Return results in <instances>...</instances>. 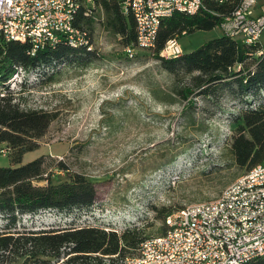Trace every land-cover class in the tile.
<instances>
[{
    "label": "rangeland",
    "instance_id": "1",
    "mask_svg": "<svg viewBox=\"0 0 264 264\" xmlns=\"http://www.w3.org/2000/svg\"><path fill=\"white\" fill-rule=\"evenodd\" d=\"M89 18L92 53L61 61L42 77L38 70L18 69L0 91H10L23 108L55 114L21 163L43 158V177L52 183L82 174L94 185L96 202L86 210L20 214L17 226L96 225L118 232L138 226L151 235L162 225L160 207L173 212L213 200L242 175L228 147L229 122L240 103L220 90L182 101L171 93V76L158 67L152 51L136 49L128 58L118 36L104 28L96 4ZM221 34L218 25L195 30L180 36L178 44L188 52ZM260 42L264 45V34ZM151 90L166 100L154 98ZM5 146L0 166L10 165L12 149ZM4 223L0 215V228Z\"/></svg>",
    "mask_w": 264,
    "mask_h": 264
},
{
    "label": "trees",
    "instance_id": "2",
    "mask_svg": "<svg viewBox=\"0 0 264 264\" xmlns=\"http://www.w3.org/2000/svg\"><path fill=\"white\" fill-rule=\"evenodd\" d=\"M204 2L205 8L200 13L174 12L163 19L152 52L159 62L158 67L171 76V93L182 101L189 103L192 94L213 97L216 90L239 101L238 112L229 122L232 133L228 147L233 164L243 174L264 159V46L259 55H256L258 45H251L239 57L236 40L222 33L191 51L174 57L161 55L169 39L195 30L215 28L222 13L232 11L237 3ZM100 5L104 28L118 36L122 46L133 45L136 32L132 16L116 2L104 0ZM83 11L81 5L75 24L86 27L90 16H85ZM31 49L28 42L0 41V86L5 85L18 69L38 70L42 77L49 67L53 69L61 61L93 52L87 47H71L64 43L38 49L34 54ZM238 64L240 68L236 69ZM151 93L156 99L166 100L155 90ZM20 105L10 91H0V154L2 150L6 151L5 145L12 149L10 165L0 166V215L5 220L0 228V264H124L125 258L150 236L145 234L144 228L132 226L120 232L96 225L18 228L20 214L46 209L58 212L86 210L97 199L94 185L80 173L70 174L66 181L52 183L43 177L46 171L43 158L21 163L22 155L34 148L36 139L46 132L55 114ZM55 165L63 168L60 162ZM43 180H46L45 184L38 183ZM169 213L165 206L158 209L157 217L162 219V225L151 235L165 230L164 218ZM244 264H264V256Z\"/></svg>",
    "mask_w": 264,
    "mask_h": 264
},
{
    "label": "built area",
    "instance_id": "3",
    "mask_svg": "<svg viewBox=\"0 0 264 264\" xmlns=\"http://www.w3.org/2000/svg\"><path fill=\"white\" fill-rule=\"evenodd\" d=\"M83 1L93 2L102 12L104 0H0V41L28 42L31 54L59 43L93 50L89 30L75 24L78 12H70V7ZM215 1L238 3V10L222 13L218 26L236 40L240 51L258 45L259 55L264 46L260 42L264 2ZM198 6H205L204 0H123L122 9L132 16L136 32L134 44L123 45V52L133 57L136 49L153 51L161 21L174 12L200 13ZM83 14L90 16V12ZM181 53L177 36L161 50L165 57ZM164 226L162 233L144 238L124 264H244L264 256V159L215 199L167 214Z\"/></svg>",
    "mask_w": 264,
    "mask_h": 264
},
{
    "label": "bare ground",
    "instance_id": "4",
    "mask_svg": "<svg viewBox=\"0 0 264 264\" xmlns=\"http://www.w3.org/2000/svg\"><path fill=\"white\" fill-rule=\"evenodd\" d=\"M115 2L120 4L121 7H123V0H115ZM232 4L233 3H229V5H232ZM81 5L84 7V12H90L91 8L94 7L93 2L83 1L82 4H75V7H70V12H77V10L79 9ZM204 8L205 6H198V12L203 10ZM229 10H231V8ZM233 10H238V3H236V6L233 8Z\"/></svg>",
    "mask_w": 264,
    "mask_h": 264
},
{
    "label": "crops",
    "instance_id": "5",
    "mask_svg": "<svg viewBox=\"0 0 264 264\" xmlns=\"http://www.w3.org/2000/svg\"><path fill=\"white\" fill-rule=\"evenodd\" d=\"M241 54H242V52L240 51V52H239V57L241 56ZM238 65H239V64H238ZM238 65H237V66H238Z\"/></svg>",
    "mask_w": 264,
    "mask_h": 264
}]
</instances>
